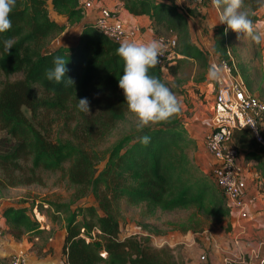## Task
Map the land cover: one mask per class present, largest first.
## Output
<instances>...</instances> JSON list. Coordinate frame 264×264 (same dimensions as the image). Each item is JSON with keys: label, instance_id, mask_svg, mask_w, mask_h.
I'll list each match as a JSON object with an SVG mask.
<instances>
[{"label": "trees", "instance_id": "16d2710c", "mask_svg": "<svg viewBox=\"0 0 264 264\" xmlns=\"http://www.w3.org/2000/svg\"><path fill=\"white\" fill-rule=\"evenodd\" d=\"M122 1L131 13L147 14L157 31L171 32L177 40L179 56L163 67L151 66L150 75L169 86L164 72L176 74L195 59L210 65L209 51L192 38L190 18L182 4L176 0ZM241 5L255 22L264 3L243 0ZM84 15L78 0H16L9 13L11 27L0 33V131L8 134L11 148L0 151V190L45 185L44 174L50 172L67 178L75 187V199L51 205L55 213H66L63 253L69 264H186L183 259L178 262L172 248L155 246L149 233L122 236L121 203L166 211L193 207L224 217L230 213L225 197L210 174L188 164L187 148L194 139L176 119L126 134L103 157L98 156L95 145L130 110L118 86L124 64L116 52L119 41L110 39ZM68 26L76 27L71 44L49 48ZM225 28L224 23L212 27V48L231 61L236 46ZM9 37L14 45L5 52L2 41ZM56 55L67 60L66 76L60 82L45 76ZM238 68L243 71L241 64ZM17 72H23L22 76L10 78ZM169 88L175 94V88ZM80 97L88 98L89 112L76 107ZM145 133L151 137L147 144L139 141ZM100 159L105 162L97 170ZM90 193L96 203L72 208L75 200ZM35 208L41 213L37 203L4 206L1 212L8 232L15 238L43 232L41 221L33 216Z\"/></svg>", "mask_w": 264, "mask_h": 264}, {"label": "rangeland", "instance_id": "374dc122", "mask_svg": "<svg viewBox=\"0 0 264 264\" xmlns=\"http://www.w3.org/2000/svg\"><path fill=\"white\" fill-rule=\"evenodd\" d=\"M179 3L185 7L192 30L194 29L197 32V29L200 28L204 36L208 33L210 24L221 23L218 20L224 6L223 3H217L216 0H208L203 3H197L195 0H180ZM240 10L247 12V9L242 5ZM52 16H55L53 12ZM75 29L74 26H68L64 32L51 41L49 48L60 44H71L74 40ZM161 31L163 36L167 34L174 36L164 29ZM192 36L195 37L193 31ZM227 36L229 41L237 48L248 44V33L238 35L236 31L229 28ZM208 67L203 60L195 59L183 64L176 74L164 72L166 82L176 90L175 95L180 101L181 107L168 119L150 122L146 126L156 125L170 119L179 121L181 126L186 128L194 139V143L187 148L188 164L210 174L211 180L215 183L212 179L211 171L213 169L210 165V158L205 151L206 147H203L205 129L210 121L211 103L214 95V88L210 84L212 79L207 78L206 75ZM22 73L11 74L10 78L21 77ZM2 78L4 77L2 76ZM137 119L136 115L130 111L125 119L118 122L106 139L95 145L98 156L103 157L107 148L124 135L139 131L140 129L135 126ZM55 135L56 132L54 131L53 136ZM10 148L11 141H9L8 134L0 131V151H6ZM104 162L105 159H100L96 165L97 170L103 167ZM44 176L45 185L31 184L2 188L0 190V209L7 205L29 207L37 203L41 213L34 210V214L31 211L34 214L33 216L43 223H53L56 230H60L65 226L66 213H55L56 211L51 203H71L75 199V187L60 172L45 173ZM218 191L220 192L219 189ZM82 203H96L94 195L90 193L81 199L75 200L72 208ZM120 210L122 236L149 233L155 246L172 248L178 262L182 259L189 261L190 256L195 254L198 255L199 262L205 264L204 262L209 256L208 253H220L223 256L231 255L234 248H237L239 244L245 246L250 241H257L255 246H259L260 240L264 238L263 236L258 237V233L254 231H250V237L246 236L247 230L245 233L240 232L239 227L242 224L238 227L235 223V217L231 213L219 217L212 213L197 211L193 207L166 211L147 204L131 206L125 202L121 203ZM145 225L151 226V230H148ZM184 227H188V229L184 230ZM153 228L159 229L160 232L156 233ZM234 237L239 238V243L234 241ZM202 255L205 258L202 259Z\"/></svg>", "mask_w": 264, "mask_h": 264}, {"label": "crops", "instance_id": "0c3cea01", "mask_svg": "<svg viewBox=\"0 0 264 264\" xmlns=\"http://www.w3.org/2000/svg\"><path fill=\"white\" fill-rule=\"evenodd\" d=\"M100 5L109 7L121 6V14L125 18L140 24L143 38H133L130 40L143 41L142 39L149 40L157 38L162 39L166 43L168 38L174 37L171 35L169 36L167 33V35L163 36L161 30L157 31L156 28L153 27V23L147 14L135 15L131 13L124 6L122 0H96L94 7L84 9L85 18L95 21L99 14ZM57 18L59 20H64L61 16ZM258 20L264 21V5L258 10V19L256 21ZM214 25V23L209 25L208 33L206 32L207 34H205V36L202 34L200 28H198L196 32L194 29L192 30L191 27V34L192 31L195 34V37L192 36V38L202 44L204 48L209 51L210 55L214 53L212 48V27ZM247 40V45L241 48L236 47V54L235 56L232 55V58L236 64H241L243 71L239 70L245 80L248 90L264 101V40L256 42L249 34ZM209 126L210 121L205 132L208 130ZM262 127L264 129V116L262 117ZM232 143H234L239 150L240 160L247 164L245 198L247 200L249 217L242 219L238 211L230 210V208L229 211L235 217L236 225L239 227V225L242 224V233H245L247 230L246 236L250 237V231H254L258 233V237H264V147L254 140L252 134L247 129L235 130L232 136ZM203 147L205 148L204 143ZM205 151L209 155L210 165H212L213 169L215 166V159L207 149ZM1 210L2 208L0 209V264H10L13 254L18 251L25 252L29 264H69L63 253V241L66 233L65 226L60 230H56L53 223H43L40 220L41 227L45 228L43 232L38 235L24 234L20 238H15L8 232V225L5 222ZM238 239V237H234L236 243H239ZM256 243L257 241H250L248 244H245V246L239 244L237 248H234L232 254H243L248 264H261L260 258L264 257V246L261 250L262 245H264V238L260 240L259 246H255ZM254 249L259 252V256H256V253L253 251ZM208 255L204 263L219 264L224 257L220 253H208ZM190 257L189 261L185 260L186 264H201L198 255L193 254Z\"/></svg>", "mask_w": 264, "mask_h": 264}, {"label": "built area", "instance_id": "2783aa9c", "mask_svg": "<svg viewBox=\"0 0 264 264\" xmlns=\"http://www.w3.org/2000/svg\"><path fill=\"white\" fill-rule=\"evenodd\" d=\"M195 1L203 3L208 0ZM78 2L84 9H88L94 7L96 0H78ZM121 9V6L100 5L99 14L95 19L98 28L114 41L143 38L140 24L125 18L121 14ZM166 44L167 48L157 63L161 67L179 56L175 50L176 38H168ZM230 59L231 61L221 58L215 53L210 55V64L216 63L222 66L223 74L221 79H212L210 82L214 88V95L211 103L210 126L205 132L204 144L215 159L212 177L224 195L227 206L230 210L238 211L240 217L245 219L249 217L245 198L247 164L240 160L239 150L232 143V136L235 130L247 129L254 140L264 147L262 127L264 101L248 90L236 62L232 56ZM34 210L39 212L37 208ZM242 231L243 228L240 226V232ZM253 251L259 256L256 249ZM201 258L205 256L202 255ZM260 263L264 264V257L260 258ZM10 264H29V260L24 251H18L13 254ZM219 264H248V261L243 254H231L225 255Z\"/></svg>", "mask_w": 264, "mask_h": 264}, {"label": "clouds", "instance_id": "9594fccd", "mask_svg": "<svg viewBox=\"0 0 264 264\" xmlns=\"http://www.w3.org/2000/svg\"><path fill=\"white\" fill-rule=\"evenodd\" d=\"M177 3L180 0H176ZM223 3L219 22L225 23V32L230 28L238 35L248 33L256 42L264 40V21H253L245 11H241L243 0H216ZM264 3V0H261ZM16 4V0H0V33L11 27L12 21L9 13ZM3 51L9 52L14 45L12 38L2 41ZM167 44L162 39L152 38L147 41L122 39L116 49L123 59V72L119 76L118 86L123 90L124 101L127 108L133 112L137 119L136 128L143 129L150 122L168 119L173 113L180 110V101L174 92L159 77L149 74V68L158 63L164 54ZM65 58L62 55L53 57L52 67L45 70L49 81L60 82L65 78ZM223 68L216 63L209 65L207 78L219 80L222 78ZM76 107L89 112L87 97L77 98ZM151 137L148 134L139 136V141L147 144Z\"/></svg>", "mask_w": 264, "mask_h": 264}]
</instances>
